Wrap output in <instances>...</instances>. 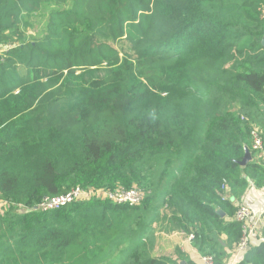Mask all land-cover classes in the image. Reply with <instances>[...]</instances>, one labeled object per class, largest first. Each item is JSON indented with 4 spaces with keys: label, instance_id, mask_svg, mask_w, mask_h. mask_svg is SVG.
I'll return each mask as SVG.
<instances>
[{
    "label": "trees",
    "instance_id": "obj_1",
    "mask_svg": "<svg viewBox=\"0 0 264 264\" xmlns=\"http://www.w3.org/2000/svg\"><path fill=\"white\" fill-rule=\"evenodd\" d=\"M47 4L45 35L18 43L25 15ZM0 45V259L165 264L141 241L117 251L135 241L132 222L107 251L128 219L143 223L174 168L179 188L163 204L199 241L217 204L233 208L224 185L242 191L243 171L262 170L238 162L264 106V0H0ZM132 186L149 192L142 208L34 210L77 187ZM251 251L241 264H264V246Z\"/></svg>",
    "mask_w": 264,
    "mask_h": 264
},
{
    "label": "crops",
    "instance_id": "obj_2",
    "mask_svg": "<svg viewBox=\"0 0 264 264\" xmlns=\"http://www.w3.org/2000/svg\"><path fill=\"white\" fill-rule=\"evenodd\" d=\"M257 113L252 127H258L262 130L264 145V106L261 103L257 105ZM250 144L248 139L244 146L249 152ZM250 155L251 159L248 163L260 165L262 170L259 171L258 176L252 174L251 176L254 178L248 177V173L244 174L243 171V176L247 178V184L242 191L231 194L229 186L224 185L225 192L221 199L223 202L228 200L233 208L229 209L224 203L223 205L217 204L215 212L222 213L223 216L218 215V219H211L209 223L203 224V241L194 239L193 232L181 230L172 224L169 208L163 204L164 200H167L165 193H169V189L173 187L179 188L177 187L179 184L173 185L175 180L173 176L177 175L180 170L178 167L174 168L170 176L163 182L162 189L159 190L161 192L156 204L161 206L162 214L158 213V210L149 217H146L148 215L142 216V224L138 221L139 218H133L131 227L132 231L135 232L134 237L136 235L135 241L145 243L147 254L165 264H203L202 258L208 255L216 259V264H241L246 253L242 254L236 251L238 228L233 220V211L236 206L245 205L251 209L255 217L263 219L262 225L257 226V232L251 240L252 254L256 247L264 246V150L261 153L253 152L251 154L250 152ZM183 161L184 158L181 162ZM170 179L172 182L169 181ZM177 192L178 190H174L173 194ZM180 226L182 228L187 227V224L181 223ZM191 235L193 236L192 240L189 238Z\"/></svg>",
    "mask_w": 264,
    "mask_h": 264
},
{
    "label": "built area",
    "instance_id": "obj_3",
    "mask_svg": "<svg viewBox=\"0 0 264 264\" xmlns=\"http://www.w3.org/2000/svg\"><path fill=\"white\" fill-rule=\"evenodd\" d=\"M10 46L4 48L0 47V57L8 51ZM251 149L253 152H263V132L258 127H252L250 131ZM146 193L137 186H132L130 189H117L115 191H104L95 189L74 188L69 192L55 196L44 197L41 202L34 208V210L51 212L59 210L69 204L87 202L91 199L109 200L116 205H124L128 207H136L142 205L145 200ZM10 205L2 199L0 192V215L3 214ZM13 206V205H12ZM233 220L240 228V238L236 244L237 253H246L250 247L251 240L257 232V226L262 225L263 219L255 217L251 209L245 205L236 206L233 215ZM190 240L193 236H189ZM203 264H215L213 256H204L202 258Z\"/></svg>",
    "mask_w": 264,
    "mask_h": 264
},
{
    "label": "rangeland",
    "instance_id": "obj_4",
    "mask_svg": "<svg viewBox=\"0 0 264 264\" xmlns=\"http://www.w3.org/2000/svg\"><path fill=\"white\" fill-rule=\"evenodd\" d=\"M55 9H57V8L54 5L47 4V5H43L42 8L38 12H36L35 14L25 15V21L28 23V28H22V32H24L23 40L18 42V43H21V42H24V41H29V40H32V39H38V38H41L42 36H44L45 33H46V26H47L49 14H50L51 11H53ZM0 47L4 48L6 46L0 45ZM145 193L147 195V192H145ZM6 207L8 208L7 205H6ZM140 207L142 208L143 206H140ZM160 208H161V206L159 207V205L156 204V202H154L150 214H148V216H146V217H149L153 212L158 211V210H159L158 213L162 214ZM129 210H131V209H129ZM21 211H23V210L21 209ZM139 213L142 215L141 212H139ZM133 218L134 217H131L130 219H128L126 221V225L122 226L123 228H121L120 231H119V233H120L119 237H117L116 239L112 240L108 244L109 248H108L107 252L109 254H111V250H112L114 244L117 241H121L122 237H126L127 234H129L127 232L128 231L127 225L130 222L133 223V221H134ZM129 229H130V227H129ZM1 231L2 230L0 228V234H1ZM136 245H137L136 241L132 242L130 240L128 245H124V246L123 245H118L117 251H121L122 250L124 252V250H126L124 252V254H123V255H125V254L131 252L132 248H134ZM111 255H113V253ZM111 255H109V256H111ZM0 264H19V262L17 261L16 258L9 257V258H5V259H0Z\"/></svg>",
    "mask_w": 264,
    "mask_h": 264
},
{
    "label": "water",
    "instance_id": "obj_5",
    "mask_svg": "<svg viewBox=\"0 0 264 264\" xmlns=\"http://www.w3.org/2000/svg\"><path fill=\"white\" fill-rule=\"evenodd\" d=\"M250 159H251L250 152L247 149H244V156H243L242 160L238 162V165L241 167H244L248 164ZM217 214L221 217L223 216L222 213H217Z\"/></svg>",
    "mask_w": 264,
    "mask_h": 264
}]
</instances>
